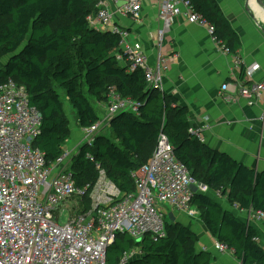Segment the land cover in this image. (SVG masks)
Here are the masks:
<instances>
[{
	"label": "trees",
	"instance_id": "16d2710c",
	"mask_svg": "<svg viewBox=\"0 0 264 264\" xmlns=\"http://www.w3.org/2000/svg\"><path fill=\"white\" fill-rule=\"evenodd\" d=\"M187 1L214 28L212 36L220 48L240 60V38L218 2ZM98 4V0H0V61L14 55L0 69V85L11 79L24 86L30 105L40 112L41 134L34 146L52 165L70 140L71 123L61 93L84 129L100 121L92 100L107 106L108 94L115 88L139 109L117 114L92 146H82L73 157L70 171L76 186H90L79 212L91 209L92 189L100 177L97 165L122 194L135 193L131 173L150 160L163 133L177 160L210 190L192 198L208 234L233 249L241 264H264V248L254 240L260 238L257 230L233 209L238 205L241 210L264 213V173L209 148L190 132L196 126L189 120L188 108L174 96L149 89L143 72H128L117 59L119 35L92 28L88 22L97 14ZM218 191L221 198H216ZM199 243L193 230L168 220L166 237L158 241L146 238L137 243L128 235L118 236L107 252V264H119L126 252L138 247L142 255L129 264H220Z\"/></svg>",
	"mask_w": 264,
	"mask_h": 264
},
{
	"label": "built area",
	"instance_id": "2783aa9c",
	"mask_svg": "<svg viewBox=\"0 0 264 264\" xmlns=\"http://www.w3.org/2000/svg\"><path fill=\"white\" fill-rule=\"evenodd\" d=\"M148 1L159 7L163 25L160 39L181 17L190 24L207 28L213 35L214 28L193 12L187 0H127L118 9L119 13L139 21L143 5ZM98 3L97 14L88 17L90 26L118 34L121 52L117 59L129 73L143 72L149 89L164 92L170 57L160 53L152 64L141 41L115 25L112 11L102 0ZM222 51L230 55L229 49ZM234 62L244 71V79L236 96L229 95L232 85L224 84L220 93L223 100L237 104L243 99L248 107L264 106V80H254L260 66L251 64L244 68L241 60L234 58ZM106 107L107 112L98 123L82 129L80 144L73 149L65 148L57 161L48 165L44 153L34 146L41 134L42 116L30 105L26 88L11 79L0 85V264H107V252L120 235H128L137 243L146 238L158 241L166 237V222L170 221L171 213L182 215L190 223L199 219L198 211L192 207L195 193L191 187L197 186L201 193L210 190L177 160L172 144L163 133L150 160L131 173L135 193L122 194L97 165L100 177L92 189L91 209L79 212L90 186L84 189L76 186L70 171L73 157L82 146H92L117 114L137 113L139 104L122 98L112 88ZM207 128L201 124L190 132L204 142L203 132ZM88 158L93 160L89 154ZM215 194L222 197L221 191ZM233 209L248 223L264 222L261 211L241 210L238 205ZM254 240L261 241L259 237ZM213 248L221 256L235 257L233 249L218 241ZM141 255L140 247L132 249L119 264H129Z\"/></svg>",
	"mask_w": 264,
	"mask_h": 264
},
{
	"label": "crops",
	"instance_id": "0c3cea01",
	"mask_svg": "<svg viewBox=\"0 0 264 264\" xmlns=\"http://www.w3.org/2000/svg\"><path fill=\"white\" fill-rule=\"evenodd\" d=\"M126 1L102 0L114 14L115 25L141 41L152 64L156 63L160 53L170 57L171 67L165 75L164 93L176 97L181 106L188 108L192 126L207 125L203 132L204 143L237 163L264 173V106L248 107L243 99L237 104H228L220 94L222 86L230 84L229 95L236 96L238 85L244 79V71L238 69L234 57L224 54L207 28L190 24L182 17L176 19L170 31L160 39L163 25L158 4L146 2L140 20L134 21L119 13L118 9ZM216 1L240 38L242 65L244 68L259 65L254 80H264V0H260L262 3L259 0ZM94 108L100 117L107 112V107L101 103H95ZM81 140L82 129L75 134L69 148L73 149ZM226 208H230L229 204ZM176 215L182 225L199 236V248H207L214 254L215 262L239 264L234 256L215 253L216 241L199 219L190 223L182 215ZM250 224L257 230L264 248V222L254 220Z\"/></svg>",
	"mask_w": 264,
	"mask_h": 264
},
{
	"label": "rangeland",
	"instance_id": "374dc122",
	"mask_svg": "<svg viewBox=\"0 0 264 264\" xmlns=\"http://www.w3.org/2000/svg\"><path fill=\"white\" fill-rule=\"evenodd\" d=\"M7 60H8V58H4L0 61V69L4 68ZM61 97H62L63 102L65 103V108H66V111H67L69 119H70L71 130H72L70 140L68 141V143L65 147L68 149L70 147L69 145H71V143L74 142L75 134L78 132H81V128H80L79 124L77 123L75 111L73 110L72 106L70 105L65 93H61ZM92 103H93V105H95V102L93 100H92ZM96 109H97V107H96ZM216 198H218V197H216ZM75 205H77V204H75ZM224 206L227 207L228 203L227 202L224 203Z\"/></svg>",
	"mask_w": 264,
	"mask_h": 264
},
{
	"label": "water",
	"instance_id": "95a60500",
	"mask_svg": "<svg viewBox=\"0 0 264 264\" xmlns=\"http://www.w3.org/2000/svg\"><path fill=\"white\" fill-rule=\"evenodd\" d=\"M259 2H261L260 0H259ZM262 3V2H261ZM14 57V55L12 56V57H10L8 60H10L11 58H13ZM115 118V117H114ZM191 189H192V191L194 192V193H199V191H198V187L197 186H192L191 187ZM169 219H170V221L171 222H173V223H180L177 219H176V217L174 216V214H170L169 215ZM185 226V225H184ZM141 241H138V243H140Z\"/></svg>",
	"mask_w": 264,
	"mask_h": 264
}]
</instances>
